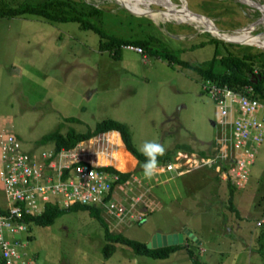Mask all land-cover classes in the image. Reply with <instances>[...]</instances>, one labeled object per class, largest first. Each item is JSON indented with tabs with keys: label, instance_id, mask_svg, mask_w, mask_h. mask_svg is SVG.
I'll use <instances>...</instances> for the list:
<instances>
[{
	"label": "rangeland",
	"instance_id": "374dc122",
	"mask_svg": "<svg viewBox=\"0 0 264 264\" xmlns=\"http://www.w3.org/2000/svg\"><path fill=\"white\" fill-rule=\"evenodd\" d=\"M91 1L115 3L111 11L126 5L141 13L135 15L148 17L157 29L144 26L143 30L157 35L162 43H149L142 52L124 47L125 43L110 49L100 45L105 37L78 21L49 20L29 13L0 16V129L12 132L22 150L35 151L54 145L53 140L40 138L55 128L62 133L69 128L83 131L107 117L125 122L138 152L143 153L145 143H159L170 150V160L158 163L155 178L148 180L143 172L147 161L114 149L115 134L110 137L106 131L82 141L93 160L101 162L102 153L103 163L119 170L128 165L133 169L130 180L116 184V200L129 206L136 195H149L141 219L116 228L110 225V230L146 243L154 232L184 223L202 241L186 234L198 260L263 264L264 134L245 185L234 192L232 210L226 201L225 180L216 165L203 158L209 155L206 145L222 135L220 115L226 120L231 117L229 108L201 89L204 78L193 67L212 55L214 46L207 40L212 35L172 9L185 7L201 13L208 20H202L204 24L220 32L254 27L252 36L221 38L217 53L230 48L225 41L256 46L262 49L254 60L260 70L264 69V16L257 20L263 12L240 0H168L174 5L169 9L160 0ZM255 1L264 5V0ZM131 3L137 8L130 7ZM124 23L117 18L102 27L127 39L141 33L140 26ZM175 146L182 149L172 151ZM8 204L0 182V205ZM141 206L135 205L133 211ZM99 215L109 218L107 210ZM27 234L28 264H193L183 247L165 258H154L116 242L110 255L103 256L104 226L87 208L63 211L46 225L30 222Z\"/></svg>",
	"mask_w": 264,
	"mask_h": 264
},
{
	"label": "built area",
	"instance_id": "2783aa9c",
	"mask_svg": "<svg viewBox=\"0 0 264 264\" xmlns=\"http://www.w3.org/2000/svg\"><path fill=\"white\" fill-rule=\"evenodd\" d=\"M122 45L143 51L137 44ZM201 89L216 103L229 108L231 116L226 120L225 115H220L219 123H228L229 131L217 140L212 153L203 158L216 165L222 179L229 178L236 188H241L263 138L264 104L248 82L235 89L226 83L203 79ZM82 141L71 147L51 146L28 151L21 149L12 132L0 129V182L9 200V204L3 206L4 212H0V264L29 263L28 222L23 216L40 213L46 203L60 208L76 202L96 205L109 212L108 221L114 228L141 219L146 208L145 211L140 208L133 211V208L143 204L145 199L136 195L129 206L116 200L114 189L118 183L113 184L116 173L103 168L106 163L90 158V151L82 147ZM221 159L226 161L223 170L216 164Z\"/></svg>",
	"mask_w": 264,
	"mask_h": 264
},
{
	"label": "trees",
	"instance_id": "16d2710c",
	"mask_svg": "<svg viewBox=\"0 0 264 264\" xmlns=\"http://www.w3.org/2000/svg\"><path fill=\"white\" fill-rule=\"evenodd\" d=\"M102 1L106 3L107 0ZM114 6H116L115 3L96 4L91 0H0V16L12 17L24 13H29L39 15L49 20L78 21L83 27L90 28L93 31L99 33L100 38L105 37V40L101 39L100 45L102 47H109L110 49H117L120 44L127 42L140 45L142 49H146L151 45L154 46L158 42L162 43V41L160 40L161 38H159L157 35L152 34L149 30H143L144 26H152L154 29H157L156 25L152 23L151 19L143 15H135L124 7L118 6L115 11H111V8H113ZM205 14L210 15L208 13ZM117 18H123L125 23L131 26H140L141 33L139 34L138 32H135L134 35H130L133 39H127L123 38L120 33L115 32L112 34V32L102 27L103 23L108 21H115L117 20ZM206 19L204 20L201 18V20L207 23ZM183 26L189 28L188 25ZM207 40L211 41L214 46L213 53L208 59L204 60L201 65H194V69L197 70L204 79H211L220 83H226L228 86L235 89H239L243 83H252L255 95L261 102L264 103V69L260 70L254 66L255 57L262 52V49L248 44L225 41V43L228 44L230 48L226 49V53L218 54L217 45L218 43H222L223 41L214 36H209ZM202 42L203 41H201L200 43ZM149 43L151 45H149ZM166 44H164V46H166ZM166 55H170V53H166ZM253 69H255V72L253 71ZM252 73H260L262 75L256 82H252L250 78V74ZM69 119L75 120L74 117H70ZM113 129L118 131L121 140V148L125 152H127L130 156L135 157L137 160L147 161L148 158L143 153L138 152L133 146L127 124L123 121L111 117L96 121L94 125L88 126L83 131H75L74 129L69 128L62 133L57 128H55L43 134L40 138V141L53 140L54 148H59L61 146L71 147L80 140H84L91 136ZM179 149H182V147L180 148L178 146H175L172 151H176ZM183 149L189 150L186 147H183ZM199 152L201 155H203V152L201 150H199ZM157 159L158 163L161 164L169 161L170 150H167L164 156L158 157ZM225 162V160L221 159L218 160L216 164L220 167L221 170H223L226 168ZM102 167L108 171L116 173L117 178L115 179L113 184L130 180L133 170L129 165L122 170L115 169L111 165H104ZM218 174L216 175V177H218ZM225 182L227 188L226 201L228 207L234 210V192L235 190L241 189L242 187L236 188L232 181L229 180V178H227ZM86 208L89 209V211L94 216H96L104 226L105 241L100 246V250L105 257L110 255V253L115 248V243L119 242L128 246L132 250V252L136 254H144L152 256L154 258H165L171 252L180 247H183L182 250L185 249L193 264H208L205 261L198 260L192 248L185 244L184 240L182 243L152 248L147 247L144 241L126 237L119 231H111L102 215H99V213L101 212V208L96 205L76 202L71 204L67 208H60L55 204L46 203L44 204L43 209L40 213L24 214L23 219L28 222V224L30 222H35L38 224L46 225L52 223L54 218L63 211ZM147 209L148 208H146V210ZM4 210L5 208L0 205V212H4ZM259 236L260 235L258 233L256 239ZM27 237L29 238V236ZM186 238L188 239V237ZM259 249L260 247L256 248V252ZM261 260L264 264V257H262Z\"/></svg>",
	"mask_w": 264,
	"mask_h": 264
},
{
	"label": "bare ground",
	"instance_id": "6f19581e",
	"mask_svg": "<svg viewBox=\"0 0 264 264\" xmlns=\"http://www.w3.org/2000/svg\"><path fill=\"white\" fill-rule=\"evenodd\" d=\"M138 2H141L143 3L144 0H136ZM147 1H150V0H147ZM153 2H156V0H152ZM163 4V6L167 9H169V6L171 7H174V5H172L168 0H160ZM241 2H244V3H247L248 5L250 6H255V7H259L261 10H262V14L264 16V5L262 4H259L257 1L255 0H240ZM130 7H135L137 8V5L131 3L129 4ZM182 9L184 10H180V9H172L174 12H178L177 15L179 17H182V18H185L193 23H196L198 25V28L200 30H205L207 31L210 35L214 36V37H217L219 39L221 38H229V37H240V36H252V32H251V29L254 28H249V29H239V30H236L234 32H220V31H217V30H214V29H210L209 27H207L204 22L201 20V16L202 15H195L194 13H191V11L188 9H186L185 7H183ZM187 10V12H186ZM169 11V10H168ZM207 20V19H206ZM208 21V20H207ZM263 22V20H262ZM249 26V25H248ZM257 26V25H256Z\"/></svg>",
	"mask_w": 264,
	"mask_h": 264
},
{
	"label": "water",
	"instance_id": "95a60500",
	"mask_svg": "<svg viewBox=\"0 0 264 264\" xmlns=\"http://www.w3.org/2000/svg\"><path fill=\"white\" fill-rule=\"evenodd\" d=\"M259 4H261V3H259ZM124 7L127 10H129L130 12H132V13L141 14V13H136V12L132 11L126 5H124ZM256 8H258L260 11H262L259 7H256ZM190 11L192 13H194L195 15H202L201 13L194 12L192 10H190ZM262 18H263V14H261L259 16V18H258L257 21H259ZM253 23H256V22L253 21L249 25H252ZM233 41L234 42H238V43L239 42H243V41H238V40H233ZM261 75L262 74H260V73H255V74L252 73V74H250V78H251L252 82H256ZM183 234L189 235L194 240L197 239V237H196V235H194V233L190 232L187 227H183L181 230H179V231H173V232H160V231H156V232H154L152 234L151 238L145 244H146L147 247L154 248V247H159V246H164V245H171V244L180 243V242L183 241ZM197 241H198V239H197Z\"/></svg>",
	"mask_w": 264,
	"mask_h": 264
},
{
	"label": "clouds",
	"instance_id": "9594fccd",
	"mask_svg": "<svg viewBox=\"0 0 264 264\" xmlns=\"http://www.w3.org/2000/svg\"><path fill=\"white\" fill-rule=\"evenodd\" d=\"M143 154L148 158L143 165L144 176L148 180L155 178L158 171V157L166 154V149L163 145L154 142L145 143L143 146Z\"/></svg>",
	"mask_w": 264,
	"mask_h": 264
},
{
	"label": "crops",
	"instance_id": "0c3cea01",
	"mask_svg": "<svg viewBox=\"0 0 264 264\" xmlns=\"http://www.w3.org/2000/svg\"><path fill=\"white\" fill-rule=\"evenodd\" d=\"M225 124H227V123H222V125H223V129H222V135L225 133H227L228 131H229V125H228V128H226L225 126ZM107 132H111L110 133V137H111V135L112 134H115L116 135V137H117V143H114V145H116V148H114V149H116V150H121V152L122 151H124L122 148H121V140H120V136H119V133H118V131L117 130H109V131H107ZM222 135H220L219 137H217V140L222 136ZM217 140H215L213 143H209V145H206L207 146V148L206 149H208V151H209V154H211L212 153V151L215 149V147L217 146ZM125 152V151H124ZM100 154V158H99V161H101V162H104V160H103V157L101 156L102 155V153H99ZM201 155V154H200ZM133 157V156H132ZM133 158H135V157H133ZM124 159H125V157H124ZM136 159V158H135ZM114 166V165H113ZM132 176V175H131ZM145 200H144V202H143V204H142V206L140 207V209L141 208H143V209H141L142 211H145V208H147V206H146V204L148 203V199H149V195H147V196H145V198H144ZM104 218V217H103ZM109 218L107 219V220H105L106 222H107V224L109 223ZM108 226H110V223L108 224ZM183 227H185V224L184 223H179V225H176V226H174V227H172V229H169V230H166V231H163V232H173V231H179V230H181ZM187 227V226H186ZM188 228V227H187ZM188 230H190L189 228H188ZM192 231V230H191ZM193 233H195L194 231H193ZM196 234V233H195ZM187 236H186V234H183V240H184V243L185 244H187L189 247H190V242H188V239L186 238ZM196 237L198 238V235L196 234ZM197 242H199V243H201L202 241L199 239ZM191 248H192V246H191ZM192 250H193V248H192ZM174 252V251H173Z\"/></svg>",
	"mask_w": 264,
	"mask_h": 264
}]
</instances>
